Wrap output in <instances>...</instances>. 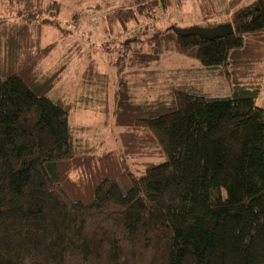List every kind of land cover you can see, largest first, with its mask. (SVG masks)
Masks as SVG:
<instances>
[{
    "label": "trees",
    "instance_id": "1",
    "mask_svg": "<svg viewBox=\"0 0 264 264\" xmlns=\"http://www.w3.org/2000/svg\"><path fill=\"white\" fill-rule=\"evenodd\" d=\"M177 2L75 0L102 14L115 68V147L98 153L74 134L69 96H48L83 44L41 67L73 34L62 0H0V264H264V0H200L191 26L230 24L226 39L179 37L175 23L148 36ZM44 29L59 42L41 45ZM193 60L231 95L168 93Z\"/></svg>",
    "mask_w": 264,
    "mask_h": 264
},
{
    "label": "rangeland",
    "instance_id": "2",
    "mask_svg": "<svg viewBox=\"0 0 264 264\" xmlns=\"http://www.w3.org/2000/svg\"><path fill=\"white\" fill-rule=\"evenodd\" d=\"M124 1V0H122ZM228 1V0H226ZM244 4L250 3L252 0H242ZM75 0H62L65 8L63 9V16L60 17L62 26L73 32L72 35H67L66 42H61L54 51L42 62L41 67L44 71L49 70L59 62L62 55L68 54L71 50L72 44H83L84 47L78 51H74L67 61L65 72L59 84L50 92L49 98L55 96H69V101L73 102L74 107L70 116V125L77 137H82L88 141V144L94 151L100 153L105 148L115 147L114 133L110 110L111 98L106 93L114 92L117 88L116 76L114 74V67L108 65L105 51L106 45L102 42V38L98 33L97 25L94 23L98 20L99 15L93 12L91 6H81L74 4ZM178 8L174 11H163L162 16L156 21L153 29L148 33V36L153 35L156 31L165 30V28L175 23L178 29H185L191 27L193 23H198L200 15V0H178ZM206 8V7H205ZM82 11V16L76 25H73L69 20V12ZM216 13L221 12L218 7ZM68 13V14H67ZM67 14V16H66ZM225 17L219 19L214 18L213 21H223ZM74 22V20H73ZM199 24V23H198ZM202 24V23H201ZM122 40V39H120ZM59 42L58 35L53 29H44L41 37V45ZM63 43V44H62ZM91 45L96 53H92V58L96 61L97 67L95 73L85 77L84 62L86 58L87 46ZM98 51V52H97ZM102 54V56L99 55ZM180 65V69L187 70L185 72L189 75L187 78L180 76L170 81L167 89L168 93L174 91H186L194 94L203 95L206 98H228L231 95V90L227 82L219 76L218 72H210L202 70L198 62L193 60L188 63ZM179 64V63H177ZM104 73L106 76H104ZM217 73V74H216ZM102 74V76H101ZM168 73L164 74L159 82ZM97 91V92H96ZM93 93H97L95 97ZM103 101V103H101ZM105 102V103H104ZM256 105L264 109V90L260 97L256 100Z\"/></svg>",
    "mask_w": 264,
    "mask_h": 264
},
{
    "label": "water",
    "instance_id": "3",
    "mask_svg": "<svg viewBox=\"0 0 264 264\" xmlns=\"http://www.w3.org/2000/svg\"><path fill=\"white\" fill-rule=\"evenodd\" d=\"M172 31L179 37L196 36L203 41H214L215 39H226L233 34L232 26L230 24H221L213 28H200L191 26L185 29H178L172 27Z\"/></svg>",
    "mask_w": 264,
    "mask_h": 264
},
{
    "label": "built area",
    "instance_id": "4",
    "mask_svg": "<svg viewBox=\"0 0 264 264\" xmlns=\"http://www.w3.org/2000/svg\"><path fill=\"white\" fill-rule=\"evenodd\" d=\"M160 15H162V14H160Z\"/></svg>",
    "mask_w": 264,
    "mask_h": 264
}]
</instances>
